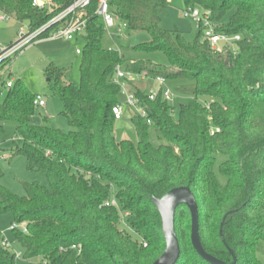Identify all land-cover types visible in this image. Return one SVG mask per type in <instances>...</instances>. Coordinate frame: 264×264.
<instances>
[{
  "label": "trees",
  "instance_id": "obj_1",
  "mask_svg": "<svg viewBox=\"0 0 264 264\" xmlns=\"http://www.w3.org/2000/svg\"><path fill=\"white\" fill-rule=\"evenodd\" d=\"M53 1V11L46 13L34 9L31 0H0V13L27 23L32 32L74 0ZM179 1L182 11L208 12L216 33L238 36L236 54L226 47L212 51L200 28L190 40L164 30L160 13L168 0H110L111 14L129 33L150 37L131 50L160 53L167 65L128 61L103 48L105 32L93 1L86 11L79 84L67 82L55 66L44 71L62 104L67 133L51 128L46 118L33 126L37 95L21 80L6 89L7 81L0 78V130L11 125L22 141L8 151L9 158L22 156L27 169L44 174L48 183L23 184L22 197L0 186V214L13 215L18 228L11 233L29 264H152L165 243L151 198L180 187L195 198L198 236L207 255L223 264H231L232 255L234 264H263L264 0ZM112 41L129 49L118 38ZM117 67L146 79L183 82L172 88L186 99L175 118L160 91L151 101L148 91L129 87L145 113L141 117L131 110L135 144L114 136L111 109L121 103L114 83ZM111 199L117 208L104 206ZM123 222L140 240L120 229ZM174 231L180 251L176 264H208L191 247L184 206L175 210ZM3 241L0 233V264H15Z\"/></svg>",
  "mask_w": 264,
  "mask_h": 264
},
{
  "label": "rangeland",
  "instance_id": "obj_2",
  "mask_svg": "<svg viewBox=\"0 0 264 264\" xmlns=\"http://www.w3.org/2000/svg\"><path fill=\"white\" fill-rule=\"evenodd\" d=\"M168 1V6L160 13L162 28L166 31L176 30L186 40H190L196 31L195 24L182 17V6L179 0ZM2 17L4 16L0 13V49H5L16 42L20 29L26 32L28 24H21L13 18L4 20ZM120 24L121 22L116 21V26L104 33L102 39L103 48L118 51L128 61L146 60L161 66L167 65L166 58L160 53L143 54L132 51L131 48L149 42L150 37L146 33L131 34L126 27L119 31L118 26ZM112 36L114 38L117 37L120 44L128 45L129 49H120L112 41ZM82 47L83 43L81 41L74 43L62 39H41L24 48L15 58L6 61V64L0 68V78L13 82L21 80L32 94L41 97L44 101L45 106L37 107L30 119L33 126L42 125L44 118H46L51 128L58 129L63 133L69 131L66 119L60 115L63 110L62 104L52 94L44 71L49 65L55 66L65 72V80L67 82L78 85L81 56L76 55L75 52L76 50L82 51ZM8 74H10V77H7ZM182 83L166 81L165 87H163V90L167 88L173 94L169 104L174 107V118L177 115L179 106L185 104L186 99L176 95L172 88ZM134 86L152 93H157L159 89L158 84L150 79L136 80ZM2 98L3 96L0 99ZM119 100L124 103L122 96L119 97ZM131 115L132 111L125 107L122 112V119L115 124L114 136L117 141L128 140L134 144L137 142L136 135L130 124ZM151 141L157 143L153 133ZM21 145L22 141L15 136L13 126L6 125L0 130V170L2 172L0 186L18 197L24 196L23 184L25 183H38L41 186L48 187L44 174L27 169L25 158L22 156L9 158L8 151L13 149L14 146L21 147ZM215 174L219 182L223 184L224 179L218 176L216 169ZM13 225L14 218L11 213L0 214V233L3 240L10 245L9 251L15 256V264H29V262L23 260V251L14 242L11 233ZM120 229L128 233L133 240H140V237L130 230L124 222L120 225ZM259 260L264 264V245L263 253L259 255ZM33 262L36 263L38 260Z\"/></svg>",
  "mask_w": 264,
  "mask_h": 264
},
{
  "label": "built area",
  "instance_id": "obj_3",
  "mask_svg": "<svg viewBox=\"0 0 264 264\" xmlns=\"http://www.w3.org/2000/svg\"><path fill=\"white\" fill-rule=\"evenodd\" d=\"M93 1H95L96 9L94 11V16L98 17L102 24L104 32L113 29L116 26V19L110 12L109 2L110 0H74L68 7L57 12L50 21L39 29L30 32L28 29L23 32L22 29L19 31L18 39L11 46L0 49V63L12 60L18 55L24 48L30 44L41 40V39H62L68 42L78 43L83 41V37L86 30V11L91 7ZM53 0H31V6L39 11L46 13H51L54 6ZM182 17L186 20L191 21L195 24L196 28H200L202 31L203 39L209 44L212 51H218L221 48H227L231 54H236L237 52V42L239 37H228L226 35H220L215 32L216 26L209 20V13L202 12L199 9H186L182 12ZM2 19L6 20L5 17ZM126 25L121 23L118 26L119 31L125 28ZM114 37L112 36V39ZM117 38V37H116ZM76 55H80V51L76 50ZM1 75V74H0ZM146 79L144 76L134 75L130 72L124 71L122 68L117 67L115 69L114 83L118 86L120 90V96L124 98V103H120L111 109V113L115 121H120L122 119V112L125 107L138 113L141 117H145V113L138 108L137 100L134 98L133 94L129 91L130 86H134L136 80ZM151 80V79H150ZM155 81L162 95V99L166 102H170L172 99V92L169 89L163 90L166 81L163 78L152 79ZM13 81L8 80L5 84V88L9 89L12 87ZM157 93L149 92L148 99L153 101ZM33 105L37 108L44 107L45 103L41 97L36 96ZM149 124L150 122L147 121ZM105 207L117 208L118 205L114 199L107 201L104 204ZM18 228L16 225L12 226V229ZM23 232L25 229L20 227ZM3 246L7 249L10 245L7 241H3ZM72 250L79 249L72 247Z\"/></svg>",
  "mask_w": 264,
  "mask_h": 264
},
{
  "label": "water",
  "instance_id": "obj_4",
  "mask_svg": "<svg viewBox=\"0 0 264 264\" xmlns=\"http://www.w3.org/2000/svg\"><path fill=\"white\" fill-rule=\"evenodd\" d=\"M161 219L162 237L165 249L162 255L152 264H176L180 251L174 231V213L179 206L187 208L190 215V244L195 253L208 264H223L215 258L207 255L200 244L198 236V215L195 198L186 187L175 188L166 193L161 199L151 198ZM221 233V231H220ZM232 255V253L230 252ZM235 258L232 255V263Z\"/></svg>",
  "mask_w": 264,
  "mask_h": 264
},
{
  "label": "crops",
  "instance_id": "obj_5",
  "mask_svg": "<svg viewBox=\"0 0 264 264\" xmlns=\"http://www.w3.org/2000/svg\"><path fill=\"white\" fill-rule=\"evenodd\" d=\"M45 106V105H44Z\"/></svg>",
  "mask_w": 264,
  "mask_h": 264
}]
</instances>
